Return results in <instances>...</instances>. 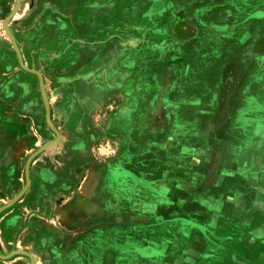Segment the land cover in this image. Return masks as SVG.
I'll use <instances>...</instances> for the list:
<instances>
[{"label": "rangeland", "instance_id": "rangeland-1", "mask_svg": "<svg viewBox=\"0 0 264 264\" xmlns=\"http://www.w3.org/2000/svg\"><path fill=\"white\" fill-rule=\"evenodd\" d=\"M150 1L0 0V264H264L263 210L239 212L237 224L234 212L225 211L231 221L219 227L167 212L170 194L156 195L153 179L171 169L147 162L156 177L143 179L112 164L119 151L106 149L105 133L117 103L93 112L85 105L110 94L112 77L106 83L101 78L106 59L130 62L124 47H117L124 35L115 32L156 27V2ZM142 3L141 16L136 12ZM258 20L253 23L264 28ZM86 26L93 28L91 38L84 31L72 33ZM92 35L99 41L89 46ZM88 60L100 65V77L87 82L77 72ZM227 74L237 73L231 68ZM255 74L263 79L264 68L258 66ZM129 80L125 91L142 83L136 76ZM233 85L229 79L217 98L226 106L231 93L234 112L223 115L231 122L230 137L256 136L263 154L264 81L256 78L253 88L240 93ZM145 92L149 99L156 93ZM175 110L176 124L189 127L190 116ZM233 123H240L237 130ZM155 204L156 214L167 216L156 228L136 220L137 212L148 215ZM250 248L262 261L242 252Z\"/></svg>", "mask_w": 264, "mask_h": 264}, {"label": "crops", "instance_id": "crops-1", "mask_svg": "<svg viewBox=\"0 0 264 264\" xmlns=\"http://www.w3.org/2000/svg\"><path fill=\"white\" fill-rule=\"evenodd\" d=\"M150 2H156V27H140L135 34L115 32L124 35L117 41V47L120 46V50L124 47L130 62L125 63L124 57L115 58L119 61L106 59L101 64L106 67L101 78L109 82L106 76L110 74L111 81L117 82L108 84L109 96L85 105L93 112L110 101L117 103L112 107L114 111L105 133V137L110 138L106 149L119 151L118 157L111 160L112 164L119 163L130 174L143 179L155 176L149 168L151 164L163 162L171 169L153 179L156 195L170 194L167 203L172 208L167 212L216 227L231 221L225 211H232V221L240 223L239 212L264 211V195L259 194L264 190V152L258 154L257 141L261 140L251 134H238L239 141L231 139L228 132L231 122L223 118L225 113L234 112L231 93L226 106L217 98L229 79L236 93L245 86L248 90L253 88L256 78L264 81L255 74L258 66L264 68V28L253 23L258 19L264 23V12L260 10L264 0ZM143 4L136 12L141 16L146 10ZM123 17L129 19L130 16ZM91 26L72 33L84 31L91 38L94 33ZM92 36L87 43L89 46L99 41L96 35ZM96 66L100 65L95 60H88L78 70V77L76 72L73 75L88 82L98 75ZM231 68L236 75L227 74ZM121 70L127 72L120 75L117 72ZM135 76L142 83L132 91H125L123 83ZM146 90L156 93L149 99L146 92L143 93ZM146 103L151 106L145 107ZM175 109L190 116L189 127L176 124ZM146 113L148 118L143 117ZM218 114L222 117L216 120ZM233 125L237 130L240 123ZM245 137L254 139L245 140ZM163 152L166 154H159ZM147 162L149 167L145 165ZM257 203H262L261 208H257ZM177 206L183 208L174 209ZM154 207L148 215L137 212L136 220L156 228V222L167 216L156 214V204ZM196 210H201L202 215H187V211ZM254 219L259 225L257 215ZM242 252L248 253V258L256 263L262 261L257 252L252 254L251 248Z\"/></svg>", "mask_w": 264, "mask_h": 264}, {"label": "water", "instance_id": "water-1", "mask_svg": "<svg viewBox=\"0 0 264 264\" xmlns=\"http://www.w3.org/2000/svg\"><path fill=\"white\" fill-rule=\"evenodd\" d=\"M7 207H8V206H7ZM5 208H6V207H5ZM3 209H4V208H3ZM3 209H2V210H3Z\"/></svg>", "mask_w": 264, "mask_h": 264}]
</instances>
